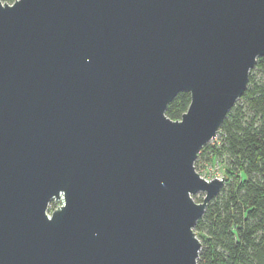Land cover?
Returning a JSON list of instances; mask_svg holds the SVG:
<instances>
[{"label": "water", "instance_id": "water-1", "mask_svg": "<svg viewBox=\"0 0 264 264\" xmlns=\"http://www.w3.org/2000/svg\"><path fill=\"white\" fill-rule=\"evenodd\" d=\"M263 55L264 0H0V264H200L195 162Z\"/></svg>", "mask_w": 264, "mask_h": 264}, {"label": "trees", "instance_id": "trees-1", "mask_svg": "<svg viewBox=\"0 0 264 264\" xmlns=\"http://www.w3.org/2000/svg\"><path fill=\"white\" fill-rule=\"evenodd\" d=\"M10 3L15 0H4ZM191 101L181 91L167 115L179 119ZM211 149L225 156L227 180L208 204L196 230L202 240L200 264H264V55L251 70L243 96L225 117Z\"/></svg>", "mask_w": 264, "mask_h": 264}, {"label": "rangeland", "instance_id": "rangeland-1", "mask_svg": "<svg viewBox=\"0 0 264 264\" xmlns=\"http://www.w3.org/2000/svg\"><path fill=\"white\" fill-rule=\"evenodd\" d=\"M239 100V99H238ZM217 140H220V136L217 135L213 140L210 141V144L213 146L217 143ZM203 149V148H202ZM226 159L222 154L212 155L211 149H208L207 153L199 156L195 162L197 171L207 179H213L214 177H223L225 172ZM205 193L198 192L194 195V198L197 201H202ZM63 203V199L55 202L52 201L49 212L52 211L57 206ZM196 230V227H195ZM197 231V230H196ZM201 240V239H200ZM202 242V240H201ZM201 251V250H200Z\"/></svg>", "mask_w": 264, "mask_h": 264}]
</instances>
